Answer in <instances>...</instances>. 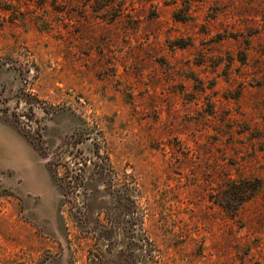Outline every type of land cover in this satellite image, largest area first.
Here are the masks:
<instances>
[{
	"label": "rangeland",
	"instance_id": "1",
	"mask_svg": "<svg viewBox=\"0 0 264 264\" xmlns=\"http://www.w3.org/2000/svg\"><path fill=\"white\" fill-rule=\"evenodd\" d=\"M0 127V264H264V0H0Z\"/></svg>",
	"mask_w": 264,
	"mask_h": 264
},
{
	"label": "crops",
	"instance_id": "2",
	"mask_svg": "<svg viewBox=\"0 0 264 264\" xmlns=\"http://www.w3.org/2000/svg\"><path fill=\"white\" fill-rule=\"evenodd\" d=\"M0 127V155L4 158V161L9 164H13L14 167L20 168L25 178L30 182L34 183L37 179V175L33 172V168L30 166L32 161L23 156L25 148L28 152L30 148L26 144V141H22L16 134H10L7 132V136L3 134V129Z\"/></svg>",
	"mask_w": 264,
	"mask_h": 264
},
{
	"label": "trees",
	"instance_id": "3",
	"mask_svg": "<svg viewBox=\"0 0 264 264\" xmlns=\"http://www.w3.org/2000/svg\"><path fill=\"white\" fill-rule=\"evenodd\" d=\"M256 182H257V184H259L260 182L258 181V180H256ZM261 185V184H260ZM259 185V186H260ZM253 186V185H252ZM247 196H252V193H249V195H247Z\"/></svg>",
	"mask_w": 264,
	"mask_h": 264
}]
</instances>
